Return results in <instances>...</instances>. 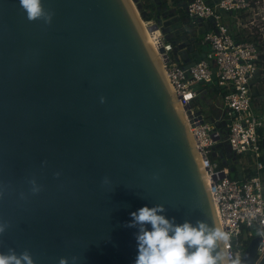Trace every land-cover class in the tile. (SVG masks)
Segmentation results:
<instances>
[{
	"label": "water",
	"instance_id": "1",
	"mask_svg": "<svg viewBox=\"0 0 264 264\" xmlns=\"http://www.w3.org/2000/svg\"><path fill=\"white\" fill-rule=\"evenodd\" d=\"M41 2L49 24L0 0V222L9 224L0 252L27 249L34 264H134L138 229L125 225L156 204L177 224L220 228L184 113L129 0ZM165 18L158 9L148 33L161 23L176 39L180 23ZM199 99L196 114L208 118ZM260 134L264 155V126ZM260 241L240 264H264Z\"/></svg>",
	"mask_w": 264,
	"mask_h": 264
},
{
	"label": "built area",
	"instance_id": "2",
	"mask_svg": "<svg viewBox=\"0 0 264 264\" xmlns=\"http://www.w3.org/2000/svg\"><path fill=\"white\" fill-rule=\"evenodd\" d=\"M260 1L217 0L211 5L206 0H188L185 12L193 24L197 20L212 22V29L203 37V43L209 48L206 58L188 66L172 55L173 46L161 33V23L154 37L150 36L167 82L183 110L207 177L220 228L230 237L223 244V250L233 261H241L248 242L254 237L261 240L256 261L264 256V155L258 131L263 128L264 119L251 111L250 92L262 55L256 42L234 40L222 18L227 13L251 12L264 21V0L262 5ZM145 22L147 28L156 24L154 19ZM260 29L264 34V25ZM214 79L222 95L224 111L220 121L211 122L204 114H196L193 103L198 95L195 87L212 84ZM220 122L225 123L226 141L232 154L252 158V175L245 173L233 179L229 168L212 157L214 149L223 142V129L217 125Z\"/></svg>",
	"mask_w": 264,
	"mask_h": 264
},
{
	"label": "clouds",
	"instance_id": "3",
	"mask_svg": "<svg viewBox=\"0 0 264 264\" xmlns=\"http://www.w3.org/2000/svg\"><path fill=\"white\" fill-rule=\"evenodd\" d=\"M19 4L29 21L51 22L53 13L44 8L41 0H19ZM107 182L105 178L103 183ZM32 183L35 185V181ZM32 191L39 189L34 186ZM165 212L163 204H156L130 213L131 222L125 226L138 229L134 264H240L239 260L233 261L229 253L222 251L223 244L230 239L225 231L203 220H197L195 224L187 220L177 224L174 217L166 218ZM8 227V222H0V235ZM0 264H34V260L27 249L17 253L9 248L7 252H0ZM58 264H68V258H59Z\"/></svg>",
	"mask_w": 264,
	"mask_h": 264
},
{
	"label": "crops",
	"instance_id": "4",
	"mask_svg": "<svg viewBox=\"0 0 264 264\" xmlns=\"http://www.w3.org/2000/svg\"><path fill=\"white\" fill-rule=\"evenodd\" d=\"M141 1L144 6V1ZM150 1L152 2L151 9L154 8L155 10L154 14L157 15L159 9L161 16L166 17V21L169 20L172 23L180 22L182 27V30H180L181 36L176 42V53L172 55L184 66L191 65L197 60L205 59L209 48L203 43V37L206 32L212 29V22L210 20H197L193 24L185 12V6L188 0H149V2ZM216 1L217 0H206V2L211 5H214ZM257 17L259 18L257 19ZM165 20L163 19V21ZM222 20L224 24L228 26L234 40L238 42L250 40L256 42L259 46L262 56L259 62V72L250 89L251 111L264 119V34L260 29L261 26L264 25V21H261L260 15L255 16L251 12L227 13L223 15ZM168 42L170 43V41ZM195 90L198 93L197 98H200L198 101L204 102V99H206L209 102V106L212 107L208 117L209 121H220L221 118L219 117H222L224 109L222 108V95L219 88L216 86L215 79L212 84L196 86ZM261 129L258 130L259 133H261ZM213 153L215 154L214 159L216 157L217 161L222 164V166L229 168L230 175L236 177L234 179L241 178L245 173L252 175L254 172L251 157H238L233 154L229 155L225 150H222L221 146H217ZM248 158H250L251 161Z\"/></svg>",
	"mask_w": 264,
	"mask_h": 264
},
{
	"label": "bare ground",
	"instance_id": "5",
	"mask_svg": "<svg viewBox=\"0 0 264 264\" xmlns=\"http://www.w3.org/2000/svg\"><path fill=\"white\" fill-rule=\"evenodd\" d=\"M129 2H130L131 6H132V8H133V10H134V12H135V15H136V17H137V19H138V21H139L141 27H142V30H143V32H144L146 38H147V41H148V43H149V45H150V47H151V49H152V52H153V54H154V56H155V58H156V61H157L158 65H159V67H160V70H161V65H160V62H159V60H158L159 58H158V56L155 54V50H154V49H155V43H154L153 39L150 37V35H149V33H148L147 26L145 25L146 23H144V21L141 19V17H140V15H139V13L137 12V10H136L134 4L132 3V0H129ZM169 91H171V90H169ZM176 109H177V111H180L181 113H183L182 108H181L180 104L178 103V101H177V103H176ZM189 134H190V133H189ZM189 136H190V137H189V140H190L191 144H193V145L195 146V144H194V142H193V139H192L191 135H189Z\"/></svg>",
	"mask_w": 264,
	"mask_h": 264
},
{
	"label": "trees",
	"instance_id": "6",
	"mask_svg": "<svg viewBox=\"0 0 264 264\" xmlns=\"http://www.w3.org/2000/svg\"><path fill=\"white\" fill-rule=\"evenodd\" d=\"M147 1H149V0H145V2H147ZM135 2L136 3H138V1L137 0H135ZM150 4H148V5H144V6H142V8L140 9V11H142V12H146V21H148V20H151L152 19V17H153V13L152 12H150V11H152L151 10V5L149 6ZM149 9V10H148ZM149 11V12H148ZM145 22V21H144ZM146 23V22H145ZM177 40H178V37L176 38V41H175V39H173V40H170V43L172 44V46L175 48L176 46H177ZM198 61V60H197ZM222 150H224L223 148H222ZM223 152V151H222ZM224 153V152H223ZM263 161V163H264V159L262 160ZM221 166H222V164H220ZM231 176V175H230ZM231 178H236L235 176H231Z\"/></svg>",
	"mask_w": 264,
	"mask_h": 264
},
{
	"label": "rangeland",
	"instance_id": "7",
	"mask_svg": "<svg viewBox=\"0 0 264 264\" xmlns=\"http://www.w3.org/2000/svg\"><path fill=\"white\" fill-rule=\"evenodd\" d=\"M133 1L134 0H132V3H133ZM142 1L141 0H138V3H140V4H142L141 3ZM262 3H263V0L262 1H260V4L262 5ZM134 4V3H133ZM135 6V5H134ZM143 6V5H142ZM135 8H136V6H135ZM152 10V12L154 13V8L153 9H151ZM140 13V12H139ZM259 17H257V19H258ZM145 23V22H144ZM180 23V22H179ZM146 25V24H145ZM147 26V25H146ZM181 36V31H179V33H178V38ZM204 103L205 104H207V105H209V102L206 100V99H204ZM201 104H203V102L201 101ZM196 106H198V103H196V105H195V107ZM197 108V107H196Z\"/></svg>",
	"mask_w": 264,
	"mask_h": 264
},
{
	"label": "flooded vegetation",
	"instance_id": "8",
	"mask_svg": "<svg viewBox=\"0 0 264 264\" xmlns=\"http://www.w3.org/2000/svg\"><path fill=\"white\" fill-rule=\"evenodd\" d=\"M149 4L152 6V2H151V1L149 2ZM150 5H149V6H150Z\"/></svg>",
	"mask_w": 264,
	"mask_h": 264
}]
</instances>
